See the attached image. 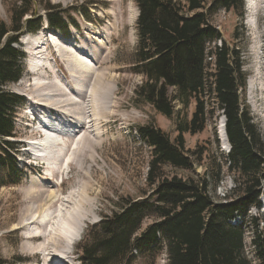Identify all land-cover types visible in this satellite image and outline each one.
I'll list each match as a JSON object with an SVG mask.
<instances>
[{"label": "rangeland", "instance_id": "obj_1", "mask_svg": "<svg viewBox=\"0 0 264 264\" xmlns=\"http://www.w3.org/2000/svg\"><path fill=\"white\" fill-rule=\"evenodd\" d=\"M49 1L75 7L71 16L77 25L71 24L68 33H61L49 26L46 12L41 9L44 18L41 29L24 33L17 44L25 54V71L19 82L8 87L26 96L24 105L17 109V139L36 141L40 145L33 144L29 148L30 144L25 143L18 154L23 180L0 186V257L9 261L23 257L28 260L27 264H49L52 259L67 256L64 260L68 264H80L78 244L88 226L99 222L104 214H110L116 206L114 201L122 197L141 199L151 190L147 181L151 147L139 129L156 125L174 139L177 116L163 115L137 93L145 75L139 71L136 61L140 9L135 0ZM10 7L11 0H0V19L10 22ZM82 9L87 15L81 14ZM129 11L133 17L130 25L126 21ZM214 23L227 43L243 51V68L248 81L246 91L241 93L242 101L264 138V0H250L248 9L246 2L242 22L239 14L221 11L216 14ZM240 23L241 30L238 29ZM217 43L220 45L219 41ZM97 48L103 49L100 62L92 56ZM83 53L90 57L82 56ZM76 54L90 61L85 86L78 82L81 67L76 64ZM78 89L82 93L80 97ZM170 92L174 95L176 89L171 87ZM84 94L86 97L82 98ZM174 105L178 114L183 105L179 100H174ZM193 111L194 104H191L182 115L186 113L184 117L190 118ZM222 117V111L217 110L204 131L185 134L187 149L201 145L209 149L204 154L203 164H196L192 171L168 167L169 176L193 173L201 177L208 173L210 158L219 156V147L223 150L218 135ZM82 121H86L85 129L76 136ZM46 141L50 145H45ZM33 150L36 154H31ZM234 186L233 177L223 164L222 179L212 182L211 194L222 201ZM46 191L53 192L54 201L40 207L41 203L33 198L39 193L46 197ZM42 212L43 217L53 212L49 238L32 241L27 236L38 232ZM252 218H257L260 230L264 228L263 202L261 207H251L247 219H236L237 225L245 227L249 258L259 264L252 253L257 226L254 227ZM67 220L83 226L82 235L74 245L66 243L62 236L55 237ZM21 223L25 227L20 228ZM41 245L44 248L35 251ZM154 255L155 258L147 259L149 264H168L165 252ZM140 264L148 263L140 261Z\"/></svg>", "mask_w": 264, "mask_h": 264}, {"label": "trees", "instance_id": "obj_2", "mask_svg": "<svg viewBox=\"0 0 264 264\" xmlns=\"http://www.w3.org/2000/svg\"><path fill=\"white\" fill-rule=\"evenodd\" d=\"M140 14L137 22L136 61L145 81L138 95L158 112L177 116L174 139L156 125L139 129L151 147L147 181L150 192L134 200L114 201L115 209L88 226L81 239V264H140L165 252L168 264H254L247 254L245 227L231 219L249 216L251 207H261L264 195V138L242 101L247 85L242 50L231 46L214 23L221 11L244 16V0H135ZM46 12L49 26L69 32L77 22L71 16L75 7H63L49 0H11L10 22L0 19V186L23 180L24 172L16 154L17 109L25 98L10 90L22 78L24 52L17 46L23 33L41 29ZM87 13L82 9L81 14ZM239 30L242 29L240 23ZM239 36L238 31L235 37ZM221 41L219 45L217 42ZM213 69V70H212ZM176 92L171 94L170 88ZM174 100L183 109L176 114ZM194 104L189 118L184 110ZM221 110L231 151L219 147V156L209 160L208 173L169 176L171 169L192 171L202 165L207 147L187 149L185 134L207 128L210 118ZM219 142V141H218ZM223 164L235 186L216 200L212 182H220ZM149 219H154L147 223ZM252 253L264 264V228L257 218ZM23 257L0 264H27Z\"/></svg>", "mask_w": 264, "mask_h": 264}, {"label": "bare ground", "instance_id": "obj_3", "mask_svg": "<svg viewBox=\"0 0 264 264\" xmlns=\"http://www.w3.org/2000/svg\"><path fill=\"white\" fill-rule=\"evenodd\" d=\"M132 18H133L132 17V13H131V11H129V16H128V19L126 20L129 25L133 23ZM114 23H116V22H114ZM101 48L100 49L97 48V49L92 51L93 58H95L96 60H99L98 62H100L101 59H103V56L101 54L103 49H101ZM79 54H76L78 58H75L76 59V64L81 67L79 69L80 74H79V76L77 78H78L79 84L85 86V84L88 81V75L90 74L89 64H88V63H90V61H88V60H86V59H84V58H82L80 56L81 55L82 56H86L87 58H89L90 56L89 55H85L84 53L81 54V55H79ZM89 60H93V59H89ZM263 89H264V85H263ZM70 90H71V88H70ZM76 92L79 93L78 96L80 97L82 93L79 92V89L76 90ZM85 97H86V95L84 94V96L82 98H85ZM83 112H84V107H83ZM61 120H60V122H61ZM224 122H225V119H224V117H222L220 125H219V136H220V138L222 140V145H223L222 149L224 151H227L228 146L226 144V133H225V124H224ZM80 125H81V127L78 128V132L76 133V136L79 133H81L83 131V129H85L86 121H84ZM47 128L52 129L53 127L52 126H48ZM80 128H82V129L80 130ZM53 130H55V129H53ZM56 131H58V128L56 129ZM93 131L95 132L96 128H94ZM96 134H98V133H96ZM55 135H56V137L60 136L58 133L55 134ZM46 137H47V135L45 136V139H46ZM33 142H34L35 145H40V143H37L36 141H33ZM45 145L48 146V145H50V143H48V141H46ZM34 148H35V146H34ZM34 152H36V151H34ZM44 196L45 195H43L42 193H39L33 198V201L41 203L40 207H42L44 205H47V204H51L54 201V196H53V192L52 191H46V197H44ZM42 214H43V212L41 213V215H39V219L42 222V224H41V226L37 227V231L38 232H36L33 235L27 236V238L32 240V241H35V240L40 241L42 238H47V239L49 238L48 231H49V228H50V223L53 220V212L51 214H49L47 217H43ZM19 227L23 228V227H25V225L23 223H21V225ZM42 230L44 231L43 234L41 233ZM27 231H30L29 228L27 229ZM82 232H83V226L80 227V226H77L76 224L73 225V222H70L69 220H67V222H63L61 224V226L59 227V233L55 237H56V239H58L60 236H62V237L65 238L66 243L69 242L71 245H74V243L77 240L80 239V236L82 235ZM41 248H44V245L37 246L35 248V251H38ZM70 252H72V251H70ZM66 257H63L62 259H57V260L52 259L51 261H53L55 263H59V264H67V263H65L66 261L64 260V259H66ZM48 260H49V258H48Z\"/></svg>", "mask_w": 264, "mask_h": 264}, {"label": "water", "instance_id": "obj_4", "mask_svg": "<svg viewBox=\"0 0 264 264\" xmlns=\"http://www.w3.org/2000/svg\"><path fill=\"white\" fill-rule=\"evenodd\" d=\"M225 133H226V127H225ZM226 144H227V146H229V142H228L227 134H226Z\"/></svg>", "mask_w": 264, "mask_h": 264}]
</instances>
